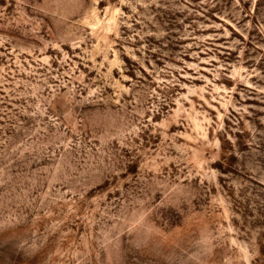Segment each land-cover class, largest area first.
Masks as SVG:
<instances>
[{
    "label": "rangeland",
    "instance_id": "1",
    "mask_svg": "<svg viewBox=\"0 0 264 264\" xmlns=\"http://www.w3.org/2000/svg\"><path fill=\"white\" fill-rule=\"evenodd\" d=\"M0 264H264V0H0Z\"/></svg>",
    "mask_w": 264,
    "mask_h": 264
}]
</instances>
